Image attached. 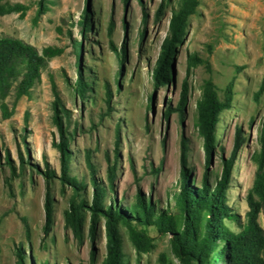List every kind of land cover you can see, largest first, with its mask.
<instances>
[{
	"label": "rangeland",
	"instance_id": "374dc122",
	"mask_svg": "<svg viewBox=\"0 0 264 264\" xmlns=\"http://www.w3.org/2000/svg\"><path fill=\"white\" fill-rule=\"evenodd\" d=\"M181 1L170 0L155 19L159 0H47V11L37 18V0H8L9 4H21L25 11L23 15H0V36L20 39L39 51L52 46L61 53L46 62L29 97L16 99L10 92L0 100V264H15L16 248H20L24 264H102L105 255L103 219H99L92 242L87 233V210L83 213L81 242L65 228L63 212L72 191L61 186L57 178L50 184L51 231L44 238L42 235L45 185L40 172L44 162L59 175L58 153L51 145L57 139L51 121V81L69 111L68 131L74 130L69 145V169L71 176L85 185L77 200L89 203L91 199L86 154L96 180L107 187L106 168L117 137L113 192L106 194L104 204L115 200L124 207L140 191L157 202L158 210L167 209L172 214L176 212L174 196L179 189L181 135L188 142L187 166L195 178L194 186L204 172V154L194 126L195 104L202 84L212 81L221 101L227 84L232 82V102L219 115L215 153L206 170L210 181L220 174L222 160L229 157L235 129L239 128L243 143L234 158L227 204L239 223L244 224L245 197L256 168L252 155L258 149V131L264 117V87L254 100L259 86H264V0H197L177 48L172 81L153 90L151 69L167 34L171 13ZM86 4L92 27L81 40L74 23ZM109 20L113 23L110 34ZM68 34L81 42L83 75L89 87L84 101L74 97L65 81L74 80L76 70ZM122 41L126 55L121 62L122 72L117 75L110 44L118 48ZM192 53L203 63L194 67L188 77L187 104L180 122L175 108L187 56ZM2 103L6 105V115L2 113ZM167 107L171 112L166 119L163 112ZM19 155L24 166L17 175H11L6 158L17 169ZM232 222L235 228L239 225ZM258 223L264 226V212L260 213ZM118 229L126 264H182L171 251L169 234L160 235L150 229L152 247L138 254L126 229Z\"/></svg>",
	"mask_w": 264,
	"mask_h": 264
},
{
	"label": "trees",
	"instance_id": "16d2710c",
	"mask_svg": "<svg viewBox=\"0 0 264 264\" xmlns=\"http://www.w3.org/2000/svg\"><path fill=\"white\" fill-rule=\"evenodd\" d=\"M47 0H37L35 18L47 11ZM170 0H159L155 11L158 18ZM197 0H182L171 13L168 21L167 34L162 40L158 55L151 69L153 90L165 86L172 81V71L175 65L177 48L182 43L188 17L194 13ZM25 7L21 4H9L8 0H0V15L20 13L23 15ZM143 20L145 13L142 11ZM91 12L86 4L74 25L80 39H84L91 30ZM113 23L109 20L107 32L110 34ZM70 45L75 55V79L66 83L79 101L87 98L88 83L83 75L81 60V42L71 39ZM113 59L117 64V75L122 72L121 62L125 59L126 49L122 41L118 48L110 44ZM61 53V50L47 46L40 51L24 41L7 36H0V100L8 93L13 92L17 99L21 96H30V90L40 79L42 68L46 62ZM203 63L195 54H189L186 60L185 77L182 81L179 99L175 108L181 122L183 111L187 104L188 77L198 64ZM263 84L254 94L256 101L263 91ZM53 100L51 102V121L57 131V139L52 141V147L58 153L59 175L50 169L44 162L41 175L44 180L45 194L43 202L44 223L42 226L43 238L52 227V200L50 184L57 178L61 186H68L72 196L68 201L67 209L63 212L64 226L68 228L74 238L81 242L84 223V211L89 213L87 233L92 242L99 219L104 220L105 255L102 264H126L121 252L119 226H123L128 234L129 241L136 253H146L152 247L153 238L149 234L152 229L158 234H169L170 247L173 255L182 263L190 264H264V226L258 223L261 212H264V117L258 131V149L252 155L256 166L253 183L245 197L247 211L245 222L240 224L238 217L227 204V192L230 188L231 170L236 153L239 151L243 138L239 128L235 129L232 149L229 157L222 160L219 175L210 181L206 168L215 153V130L219 115L230 108L233 97V85L229 82L223 92V99L217 97L215 86L210 80H205L201 87V94L195 104L194 126L201 142L204 154V172L199 184L194 186L195 178L192 170L187 166L188 142L181 135L179 139V189L174 196L175 214L167 209L158 210L157 202H152L140 191L134 195L133 201L124 207L115 200L104 204L106 194L113 192V180L117 163V137L111 162L106 168L107 187L102 186L95 178V170L90 162L89 155H85L88 169L89 184L91 186V199L86 203L84 199L77 198L85 185L71 176L69 169V145L74 130L68 131L69 111L65 109L53 81H51ZM110 100V92H106V104ZM2 113L6 115V105L1 104ZM171 108L163 112L167 119ZM24 141L25 135L21 136ZM11 175H17L24 166V160L19 155V167L16 169L6 158ZM232 221L239 225L235 228ZM90 259L94 256V247L89 251ZM15 264H24L20 248L15 250Z\"/></svg>",
	"mask_w": 264,
	"mask_h": 264
},
{
	"label": "water",
	"instance_id": "95a60500",
	"mask_svg": "<svg viewBox=\"0 0 264 264\" xmlns=\"http://www.w3.org/2000/svg\"><path fill=\"white\" fill-rule=\"evenodd\" d=\"M173 70H174V68H173ZM172 73H173V71H172ZM172 76H173V74H172Z\"/></svg>",
	"mask_w": 264,
	"mask_h": 264
}]
</instances>
